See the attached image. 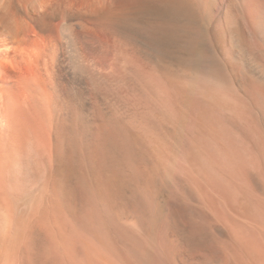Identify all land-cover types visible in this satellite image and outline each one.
Returning a JSON list of instances; mask_svg holds the SVG:
<instances>
[{
	"label": "bare ground",
	"instance_id": "6f19581e",
	"mask_svg": "<svg viewBox=\"0 0 264 264\" xmlns=\"http://www.w3.org/2000/svg\"><path fill=\"white\" fill-rule=\"evenodd\" d=\"M182 2L0 0V190L21 188L33 166H61L76 179L51 186L79 191L81 203L73 215L29 214L25 235L5 231L2 247L24 252L35 239L80 252L84 264H264V126L250 116L241 120L244 140L226 141L218 163L211 153V182L193 176L187 182L184 175L187 184L175 187L170 182L179 175L154 165L135 170L143 183L114 205L99 196L104 186L88 181L91 170L117 175L120 162L144 159L135 152L133 130L156 138L153 113H136L126 99L140 83L164 102L162 76L147 71L146 59L159 51L164 34L178 37ZM149 15L174 26L161 30ZM155 177L156 185L148 181ZM122 214L134 220L126 223Z\"/></svg>",
	"mask_w": 264,
	"mask_h": 264
},
{
	"label": "rangeland",
	"instance_id": "374dc122",
	"mask_svg": "<svg viewBox=\"0 0 264 264\" xmlns=\"http://www.w3.org/2000/svg\"><path fill=\"white\" fill-rule=\"evenodd\" d=\"M182 1L178 37L164 34L159 39L162 44L159 51L148 54L146 59L147 71L160 73L162 76L164 102L160 103V99L156 100L158 94L156 95L155 92L152 95L148 89L144 90V86L141 87L140 83H137L134 92H130L132 95H128L129 100L126 99L129 107L132 105L134 109L136 108V113L145 115L142 113L147 112V108L149 113L151 112L150 115L153 113L152 120L149 118L148 122L154 120L152 123H156H154L157 127L156 138L148 139L141 132L133 130L135 152L144 158L136 163L138 167L133 163V169L130 163L120 162L122 171L117 175L112 173L99 175L94 170L88 175V181L92 185L97 187L101 185L100 187L104 186L107 190L100 191L101 194L97 191L102 200L106 198L103 200L106 203L115 205L117 202L127 201L132 191L130 187L133 185L134 188L136 186L139 189L142 180L144 181L140 175L137 176V173L147 168L153 169L154 165V169L159 168L158 171L161 173L169 168L168 171L174 170L173 173L179 175L180 179L170 180L171 185L175 183L173 184L175 187L183 186L187 180V182L191 181L192 176L196 183L199 182L197 178L201 183L211 182L210 156L216 154L215 162L218 163V159L222 158L221 153L226 141L239 143L244 140L246 133L243 124L248 120L255 119L264 126V0H208L204 7L198 5L197 0ZM156 16L149 15L148 21L161 26V30L172 29L174 23L172 24L168 17L166 20L165 16L161 18L159 15ZM150 94L151 97L148 96ZM131 99L134 100L131 102ZM156 101L160 105L154 104ZM135 105H141L142 108ZM246 105L250 107L246 108ZM85 113L87 118L90 113L92 114V110H86ZM245 117L250 119L247 118L246 121ZM241 120L242 122L244 120L243 124ZM237 135L242 137L239 138ZM168 159L170 164L167 162ZM135 170L136 174H134ZM32 172L31 180L29 178L30 181L24 183L21 188L0 190V234L2 233L0 239L5 236L3 235L5 231L8 233L11 230H15L14 234L17 238L22 237V234L25 235L23 226L28 222L27 216L33 212L35 215H46L54 209L73 215L76 214L75 210L81 207L78 201L79 191L51 186V183L57 180L67 184L72 183L76 179L75 173H64L61 166L53 170L33 166ZM155 179L154 182L151 178L148 181L156 185L157 177ZM43 183L48 184L44 186ZM126 215L122 214L121 220L124 219V222L130 224L134 219L131 215H127L126 218ZM30 246L29 250L23 252V250H12L10 247L4 248L0 244V264L85 263L82 254L77 251L54 250L52 245L35 239Z\"/></svg>",
	"mask_w": 264,
	"mask_h": 264
}]
</instances>
